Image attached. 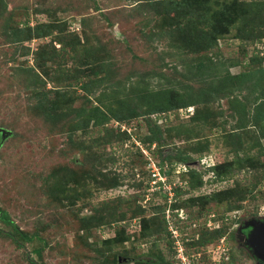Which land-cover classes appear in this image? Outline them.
I'll use <instances>...</instances> for the list:
<instances>
[{"label": "rangeland", "instance_id": "rangeland-1", "mask_svg": "<svg viewBox=\"0 0 264 264\" xmlns=\"http://www.w3.org/2000/svg\"><path fill=\"white\" fill-rule=\"evenodd\" d=\"M174 1L0 0V208L33 237L20 249L0 234V264H31L26 257L38 264H136L150 251L171 261L166 233H140V218L151 216L153 193L161 189L163 195V188L180 186L177 200L230 188L246 195L236 200V210L221 203L197 215L198 209L178 211L180 241L214 230L218 216L231 230L264 216L263 155L257 169L236 170L222 181L208 169L254 153L253 141L264 129L263 120L261 127L249 122V130H240L229 112L231 98L248 108L264 101V38H254L259 29L264 33V0H235L253 5L254 14L226 25L228 33L218 36L213 50L197 56L174 49L165 30L197 34L201 30L177 24L201 19L196 28L206 31L205 20L232 0H210L208 9L216 11L208 14L197 0L200 13L192 17L188 6L177 8ZM209 57L214 64L205 60L208 75L189 68ZM228 74L234 81L223 95L219 83ZM172 88L196 106L150 113L157 103L166 104ZM211 90L216 94L205 102ZM97 106L108 112L99 119L102 125L85 128L86 115ZM205 109L215 117L190 119ZM110 110L127 120L112 119ZM152 136L157 140L149 146ZM237 137L245 141L242 147ZM260 143L264 149V138ZM153 165L165 187L154 184ZM189 169L201 175L202 186H189ZM0 229L12 231L1 221ZM224 241L234 251L229 264L254 263L245 249L235 251ZM198 250L207 255V247Z\"/></svg>", "mask_w": 264, "mask_h": 264}, {"label": "trees", "instance_id": "trees-1", "mask_svg": "<svg viewBox=\"0 0 264 264\" xmlns=\"http://www.w3.org/2000/svg\"><path fill=\"white\" fill-rule=\"evenodd\" d=\"M196 1L197 0H179L178 2H175V1L171 2V4L172 6L176 5L177 8H181L183 5L188 6L187 7L188 10L186 11L188 14L187 16L192 17L193 15H195V12H194L195 10L197 13H200L199 11H197L198 9H197ZM200 1H204L205 3L204 4L205 12H203L204 14H208L210 12L213 13L216 11V10L210 11L211 9H208L210 0H200ZM253 14H254L253 5L249 3H239L238 4L235 0H232L231 4H227L226 2L222 8L218 9V12L216 13V15L211 16L210 20L208 21L205 20L206 22L205 25L207 24L208 26L206 31L204 29L196 28L197 24H201V22H203V21H200L201 19L197 21H192V19H190L188 21L182 20V22L177 24V27L179 28L181 26H184L187 29L194 27L193 31L201 30L200 33L193 34L192 32L189 36H186L185 32L182 30L179 31L178 34H175L172 30H169L168 32H166L165 30L164 34H167L174 49L178 51H182L184 53L186 52V53H190V54L197 56L200 54V52H203L205 54L213 50L214 46L216 45L218 36L228 33L229 26H226V25L234 24L237 18H243V20L247 21ZM180 17L187 18L185 15L180 16ZM254 38L262 39L264 38V33H261L259 29L257 34L254 35ZM205 60H207L210 64H214L212 61V58L209 57V58L203 59V61L200 60L197 63L194 62L195 63L194 65L192 63V65H190L189 68L196 70L199 76H202V75L206 76L208 75V68H207V65L205 64ZM250 61L252 65L254 66L255 60L251 59ZM242 76H243L242 79L247 77L246 75H242ZM232 79L234 81V78L230 77L228 74L220 81L219 83L220 91L222 92L223 95L226 92L225 90L226 89L229 90V88L231 87L233 83ZM226 93H228V91ZM204 94L207 97L205 102H208V100H210L214 96V94H216V92L214 90H211V92H208V93L205 92ZM165 100H167L165 105L157 103L153 107H150L149 108V110L151 111L150 113H163L166 111L168 112V111H173V110H179L181 108L186 109L190 106H196V104H193L189 100L188 97H185V95L182 96L181 93L174 88H172L170 91L167 92V98ZM108 110H109V107H108ZM90 111L91 113L89 115H86L85 128L88 127L90 123L95 126H101L102 124L99 123V119L101 118V116L106 115L108 112L106 113V111H103L98 106L93 107ZM109 112H110L109 113L110 117L116 121L125 122L127 120L126 116L122 115L118 111L110 110ZM229 112L232 114V116L234 115L237 117V124H238L237 128L240 130H249V127H250L249 122L251 123V126L258 125L260 122V127H261V122L264 120V101L258 102V103L255 102L251 108H248L245 101L231 98L229 100ZM214 117L215 116L213 115L212 110L210 111L209 109H205L199 113L195 112L191 116L190 119L194 121L208 122L210 119H213ZM263 130L264 129H260L261 136L257 137L255 141H253L255 143V145H252V148H254L253 149L254 153H250V155H246L247 154L246 153L243 157L237 158L234 162H220L212 166L211 165L208 166L209 172L213 174L212 178L216 181H222V180H225L229 174H233L236 170L241 171L246 168L255 170L259 166H261L262 164L260 162V155L264 156V149L261 147V143H260V140L264 138ZM250 138H254V136ZM156 140H157L156 136L149 137L148 145L149 146L152 145L153 142ZM244 142L245 141L241 137H237L235 141V143H237L239 147H242ZM182 160L187 161L185 158H182ZM196 175L197 177H195ZM186 177L187 178L189 177L190 179L189 181L191 182L189 183L190 187L202 186V181H203L202 177L194 169H189L188 172L186 173ZM56 183H59V182H56ZM116 184H117L116 181H114L112 186H115ZM158 185L163 187L162 183H158ZM160 190L161 189H159V191ZM159 191H156L155 193H153L152 200L150 201L151 216L149 218L147 217L140 218L141 220V226H140L141 232L140 233H142L141 235L144 236L150 232L149 234L151 237L157 236L156 233L158 229L166 233L167 241L165 242H166V246L168 249V255L171 261H169V259H166L165 256L162 257V255L160 254L161 252L158 255H156L157 253L154 254L153 252L150 251L149 259L138 261L139 263L137 262L136 264H172L173 263L172 262V253H173L172 251L173 250H172V246L170 242L171 240H169L168 238L169 232L167 231V228H168L167 215L169 216V219L171 220L173 226L175 227L176 221L181 220V217H179V219L177 218V213L183 208H185L186 210L198 209L196 213L194 212L197 215L199 214V212L201 213L203 210H206L211 204L221 205V203H224L228 206L227 211L236 210L235 206H233L236 203V200L243 201L246 197V195L243 193L242 190L236 192L234 188H230L228 190L218 191V192H215L209 195H199L197 197H189L186 200H183V199L177 200V198L181 197V195L183 194V191L181 190L180 186H175L172 190V193L174 194V197H173L174 203L172 202L170 204V200L172 199V197L170 198L168 196V192L164 191L165 193L163 195H160ZM246 192L248 191L246 190ZM168 203H169V206H168ZM139 208H140L139 210L140 212H144V210L140 206ZM173 211H176V212H173ZM191 217H193V215H191ZM223 218L222 216H218L220 225H218V227H216L214 230L209 231L206 228L204 230L202 229L196 240L185 242L183 244L185 249H188V252H190V250H193V249H195V252H198L199 251L198 249H203V247L209 248L212 245H216L217 243H219L220 239H223L225 237H226V241H228V245L230 244L231 248L233 249L234 248L233 244L235 243V240L237 237H235V231L231 230L232 226L229 227L228 225H226V222L223 221L224 220ZM0 221L5 223L8 226H11V230H12V231H7V230L0 229V234L12 240V242L16 245V247L20 249H24L25 247L23 245V242H31L33 240V237L27 235L21 229H19L14 224V222L10 219L8 213L2 210L1 208H0ZM164 222H166L167 226L165 225ZM243 222L241 221L240 224H242ZM122 240L123 239H121V241L107 240L104 243H108V245L111 246L112 245L111 243L113 242L117 244L125 242ZM35 252L37 254H40L41 249L40 248L35 249ZM190 253L188 254L189 257L192 256V254L190 255ZM233 254H234V251L232 250L229 252V249H228V252H227L228 260L222 261V264H229L231 258L233 261L235 259ZM209 257L210 255L208 253L205 257H201L204 259L203 260L204 264H207L206 262H208V264H212ZM26 258L29 261V263L38 264L35 260H32L29 257H26ZM205 258H207L206 262H205L206 260ZM114 260L116 261V263L118 262L117 259L113 258L112 259L113 263H114Z\"/></svg>", "mask_w": 264, "mask_h": 264}, {"label": "water", "instance_id": "water-1", "mask_svg": "<svg viewBox=\"0 0 264 264\" xmlns=\"http://www.w3.org/2000/svg\"><path fill=\"white\" fill-rule=\"evenodd\" d=\"M2 138L4 131L0 130ZM246 235H238L240 241H245V245L250 249L252 256L264 264V220L251 218L246 220L239 228L238 232Z\"/></svg>", "mask_w": 264, "mask_h": 264}, {"label": "built area", "instance_id": "built-area-1", "mask_svg": "<svg viewBox=\"0 0 264 264\" xmlns=\"http://www.w3.org/2000/svg\"><path fill=\"white\" fill-rule=\"evenodd\" d=\"M191 108H189L190 110ZM159 172L158 170L156 171L154 165L152 167V176L153 177H156L154 181V184L156 185V182L157 180L162 182L163 184V187H165V180L164 178H162L160 175H158ZM159 186V185H157ZM154 187V188H157ZM161 187V186H160ZM164 191V190H163ZM172 193V191H168V194L170 195ZM172 195V194H171ZM167 223H168V228H169V232L172 234L173 237L175 238H179L180 234L178 233L177 229L174 228L171 220L169 219V216L167 215ZM218 227V225H217ZM177 241H180V238L179 240ZM225 241H219V243H217L216 245H212L211 247L208 248V251L207 253L210 255L209 259L211 260L212 264H222V261H227L228 260V255H227V252H228V249L225 247V244H224ZM178 255L182 261V264H192V258L193 256H191V260L189 258V256L187 254H185V249H184V246L183 245H180L178 247Z\"/></svg>", "mask_w": 264, "mask_h": 264}, {"label": "flooded vegetation", "instance_id": "flooded-vegetation-1", "mask_svg": "<svg viewBox=\"0 0 264 264\" xmlns=\"http://www.w3.org/2000/svg\"><path fill=\"white\" fill-rule=\"evenodd\" d=\"M0 140H2V135H1V133H0ZM163 193H165L164 191H162ZM159 193H161V191H159ZM171 198V197H170ZM182 218V217H181ZM252 218H254V219H257V220H264V216L263 217H252ZM243 222V221H242ZM244 223V222H243ZM242 223V224H243ZM242 224H240V226L242 225ZM240 226H237L234 230H235V237H237L236 238V240H235V243L233 244V246H234V250L235 251H237V249H240V248H243V249H245L248 253H250V255L252 256V253H251V251H250V249L245 245V241H240L239 239H238V235H243V234H247L245 231H244V233L242 232V234H240L239 232H238V228L240 227ZM207 227L208 228H210V226L209 225H207ZM170 230H169V228H168V232H169ZM167 232V233H168ZM169 236H170V242H171V246H172V264H182V261H181V259H180V257H179V255H178V247L180 246V245H183L185 242H187V240L188 241H191L192 239H185L186 241H177V240H179V238L181 239L182 237L181 236H179V238H175V237H173L172 236V234L169 232V234H168ZM197 238H198V236H197ZM224 239L225 238H223V239H220V241H224ZM237 247H240V248H237ZM184 249H185V247H184ZM185 253L187 252L186 250L184 251ZM199 251L197 252V254H192V256H193V260H192V264H200L199 263V261H200V256H199ZM187 254H189V253H187ZM191 255V254H190ZM252 258H253V260H254V263L253 264H263L260 260H257L255 257H253L252 256Z\"/></svg>", "mask_w": 264, "mask_h": 264}, {"label": "clouds", "instance_id": "clouds-1", "mask_svg": "<svg viewBox=\"0 0 264 264\" xmlns=\"http://www.w3.org/2000/svg\"><path fill=\"white\" fill-rule=\"evenodd\" d=\"M191 108V107H188V109Z\"/></svg>", "mask_w": 264, "mask_h": 264}]
</instances>
